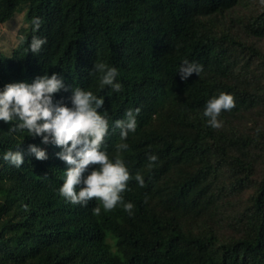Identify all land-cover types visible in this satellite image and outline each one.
<instances>
[{"label": "trees", "instance_id": "obj_1", "mask_svg": "<svg viewBox=\"0 0 264 264\" xmlns=\"http://www.w3.org/2000/svg\"><path fill=\"white\" fill-rule=\"evenodd\" d=\"M21 12L27 28L0 54V91L58 74L68 90L54 101L72 107L71 88L103 97L101 150L125 163L132 179L121 195L134 208L129 216L119 204L104 212L97 200L65 201L62 149L10 132L18 120L0 121V264H264L260 0H0L1 24ZM33 36L47 41L38 54L29 50ZM185 60L202 72L182 80ZM95 63L117 69L121 92L101 87ZM221 93L235 107L215 129L203 112ZM136 109V131L121 140L114 122ZM122 143L128 149L118 151ZM29 145L48 159L30 155ZM9 150L23 154L21 167L3 160ZM149 154L158 157L152 167Z\"/></svg>", "mask_w": 264, "mask_h": 264}, {"label": "clouds", "instance_id": "obj_2", "mask_svg": "<svg viewBox=\"0 0 264 264\" xmlns=\"http://www.w3.org/2000/svg\"><path fill=\"white\" fill-rule=\"evenodd\" d=\"M260 2L264 5V0ZM41 23L39 17L33 18L34 32L39 30ZM46 42V39L33 36L29 45L30 52L38 54ZM92 70L102 74L101 87L110 86L116 93L122 91V85L116 82L118 71L115 67L95 63ZM202 70L201 65L185 60L178 72L182 80H187L191 74L199 75ZM62 89L68 90L64 78L58 74L39 76L30 84L20 82L5 85L4 90L0 91V121L9 123L18 120L10 132L26 131L30 137H41L43 144H52L62 149L56 155L70 166L59 188V194L65 201L73 205H87L97 200L104 212L112 211L119 204L131 216L134 205L131 202L125 203L121 194L127 190L132 177L123 160H110L108 154L101 150L109 131L108 120L98 111L103 107L104 98L97 97L91 91L71 88L72 107H68L61 101H54V95ZM234 107V97L221 93L206 103L203 116L207 118L209 126L218 129L222 127V121L218 119L221 112L230 111ZM139 111L128 110L125 119L114 122V129H119L121 140H126L130 132L136 131ZM127 149L126 143L117 146L118 151ZM28 152L37 160L48 159L46 151L38 146L29 145ZM3 160L19 168L24 163V156L20 151L9 150L3 155ZM148 160L149 167H152L158 157L149 154ZM90 165L98 167L85 177L83 174ZM135 180L140 187L144 186L145 181L141 175L137 174ZM81 184L83 187L78 190ZM102 209L97 206L94 213L100 214Z\"/></svg>", "mask_w": 264, "mask_h": 264}, {"label": "rangeland", "instance_id": "obj_3", "mask_svg": "<svg viewBox=\"0 0 264 264\" xmlns=\"http://www.w3.org/2000/svg\"><path fill=\"white\" fill-rule=\"evenodd\" d=\"M27 28L24 12L18 13L7 23H0V54L8 55L18 44Z\"/></svg>", "mask_w": 264, "mask_h": 264}]
</instances>
